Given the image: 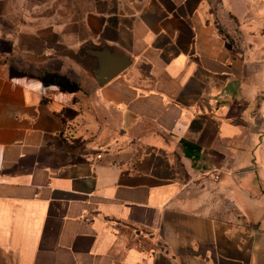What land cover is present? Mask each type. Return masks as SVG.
Instances as JSON below:
<instances>
[{
    "label": "crops",
    "instance_id": "1",
    "mask_svg": "<svg viewBox=\"0 0 264 264\" xmlns=\"http://www.w3.org/2000/svg\"><path fill=\"white\" fill-rule=\"evenodd\" d=\"M124 2L0 0V249L264 264V0Z\"/></svg>",
    "mask_w": 264,
    "mask_h": 264
},
{
    "label": "rangeland",
    "instance_id": "2",
    "mask_svg": "<svg viewBox=\"0 0 264 264\" xmlns=\"http://www.w3.org/2000/svg\"><path fill=\"white\" fill-rule=\"evenodd\" d=\"M128 0H125V4ZM212 10L216 11L219 7L218 4L211 3ZM6 60L10 63L11 67L13 69L17 70H37L36 66H33L28 60V57L26 55L20 54V53H13L6 57ZM138 124L146 126V127H152V123L148 120H141L138 122ZM118 130H116L114 133H116ZM0 264H19L16 258V255L14 252L6 251L0 249Z\"/></svg>",
    "mask_w": 264,
    "mask_h": 264
},
{
    "label": "water",
    "instance_id": "3",
    "mask_svg": "<svg viewBox=\"0 0 264 264\" xmlns=\"http://www.w3.org/2000/svg\"><path fill=\"white\" fill-rule=\"evenodd\" d=\"M89 48L90 47H84V48H82V50H81V52L82 53H86L88 50H89ZM127 64V63H126ZM88 68H89V70H91L93 73H94V75L96 76V79L98 80V82L99 83H103L105 80H107L110 76H112L113 74H115V73H117L120 69H117V70H115V71H113L108 77H106V78H101V76H99L98 74H97V69L95 68V67H90V65L88 66Z\"/></svg>",
    "mask_w": 264,
    "mask_h": 264
}]
</instances>
